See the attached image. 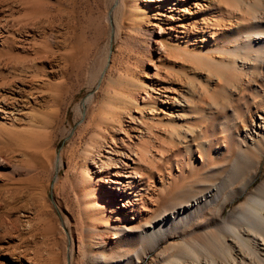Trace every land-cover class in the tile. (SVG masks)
<instances>
[{"label": "rangeland", "instance_id": "obj_1", "mask_svg": "<svg viewBox=\"0 0 264 264\" xmlns=\"http://www.w3.org/2000/svg\"><path fill=\"white\" fill-rule=\"evenodd\" d=\"M121 1L0 0V94L18 99L6 115L0 113V264H166L181 258L182 264H197L187 256L186 245L198 251L204 245L210 248L208 236L221 233L224 220L238 222L253 189L264 181V157L244 193L240 190L249 174L233 177L246 126L236 123L232 142H214V133L225 136L220 129L224 120L218 122L207 134L215 146L202 152L197 129L205 121L183 120L186 113L178 106L194 95L203 99L197 104L205 108L204 102L213 98L203 97L204 88L217 98L224 86L222 65L212 68L202 57L215 44V21L230 26L228 7L218 8L213 0H190L191 15H184L179 0L173 13L162 2L138 0L134 16L127 15L124 25ZM125 2L128 11L134 1ZM108 13L114 16L113 25L106 19ZM173 14L174 30H169ZM154 37L164 42L167 52L156 49ZM123 72L127 87L139 89L140 95L146 96V85L154 88L149 92L158 97L157 112L145 105L151 102L139 101L123 115L125 130L110 135L114 142L107 136L108 146L97 149L104 157L109 156L107 150L113 152L118 161L111 165V178L127 183L126 196L113 188L115 184L100 181L108 223L84 211L80 174L93 132L81 124L83 111L88 112V123L103 114L110 88L107 77ZM92 95L96 98L89 105ZM181 126L188 131L182 129L187 140L184 134L172 137L173 128ZM87 164L92 175L101 170L91 161ZM106 187H112L115 202L108 201ZM206 193L212 197H203ZM197 198L199 204L183 214L181 206ZM173 211L177 217L170 219L166 235L153 243L154 222ZM115 232L120 239L108 246L104 237ZM241 233L246 245L225 235L237 261L232 264H264V241L259 238L255 245L246 227ZM215 258L219 264L226 262L223 256Z\"/></svg>", "mask_w": 264, "mask_h": 264}, {"label": "bare ground", "instance_id": "obj_2", "mask_svg": "<svg viewBox=\"0 0 264 264\" xmlns=\"http://www.w3.org/2000/svg\"><path fill=\"white\" fill-rule=\"evenodd\" d=\"M133 1L134 2L130 5L128 11L125 10V8L128 7L125 0L121 1L122 8H124V13L126 14H124V18L121 21V23L124 25L125 18H127L126 16H134V12L137 9L138 0ZM146 1L149 3L162 2V6H165V8L168 9L171 13L175 11L177 6V4H175V0ZM179 1L183 2L184 15H191L190 10H188L190 0ZM212 2H214L215 5H217L216 7L218 8L221 7L219 6L221 4H225L228 7L226 9V12L227 16L229 17L228 22L230 23V26L227 27V25L223 21H215L214 28H216V31H213V34H215L213 35V37H216L214 43L217 45L214 44V47H209L208 50L210 51H208L207 55L203 56L202 58L210 61L212 68L218 69L220 64L222 65V69H224V77L222 79V81H224V86L222 85L223 87H221V91L219 90L220 92H217L218 99L214 98L216 97L214 96V94L209 95V91L204 88L203 97L208 95L212 96L211 98H213L212 102H206L204 100L205 108H201L200 104H197L198 102H203V99L200 98L197 100L195 99L194 95H191L192 98L189 97L185 101L182 100L184 101L183 104L179 101L178 106L183 108L184 114L186 113V116H182L183 120L186 121V119H189L191 121H194L196 120V118H198V120L205 121L204 123L206 126L204 125L202 128L200 126V128H198V125L196 126L199 129H197V131H199L200 138L202 139V141L197 144V147L202 152L206 149L208 151V148L213 149V147L215 146L213 141H209V139H207L209 136H207V134L208 132H214L216 126L219 124L218 122H222V120H224L222 122L223 124L220 125V129L222 130L221 132L225 134V136L217 137L216 133H214V142H218L220 139H225L226 141L232 142V132L234 128H237V122H241L244 126H246V128H248V131L245 134L244 139L242 140V144L240 145V147H238V157L236 159L235 170L233 172L234 178H237L238 175L242 176V174L240 173L249 174L248 178H246L247 180L245 181L242 190H240V193H244L256 179V170L258 169L262 157H264V0H255V2L251 0H230V5L228 4V0H213ZM198 5L199 4H196L195 2V7L197 9L199 7ZM199 8L204 9V12L206 13L208 11V9H206L202 5ZM218 11L219 10H217V12ZM164 16L165 14H163V17ZM113 17L114 16L112 13H108V15L106 16L109 24L113 25ZM170 17L173 21H171V23L169 24L168 29L174 30L172 27L173 22L175 21L174 14ZM233 20H236V24H233ZM117 25L120 26L118 21ZM221 28H223V32H221ZM159 30L161 33L162 29L159 28ZM154 38L156 49L167 52L168 48L164 44V42L160 39H157L156 37ZM253 39H257V44ZM152 42L153 40H150L148 43L147 49L149 51L152 50ZM258 42L260 43V45L258 44ZM176 51L178 52L179 50ZM212 53L217 54L219 57H209V55H212ZM240 61L241 65H239ZM230 62H233L234 65H232ZM153 67L156 68L155 66ZM107 81L110 88L107 90V101L106 105H104L102 109L103 114L101 116H98L97 118H93L94 123L86 122L88 118V112L86 113L83 111L82 114V118H84L81 124L82 127L89 129L91 132H93V135L90 137L89 144L87 145L84 152L86 165L82 174H80V182L84 186L83 188H81L84 200L86 202L84 204V211L87 213H92L95 219L102 218L109 223L107 211L102 210V208L104 209L105 205H103L101 202L99 190V186L101 185L100 181L101 179H103L105 180V183L108 182V184H115L113 188L118 191L124 192V195L126 196L127 194H125V192L127 190V183L125 184L121 179L113 180L111 178V165L118 161V158H114L113 156H111L113 152L111 150H107L109 156L104 157L101 150L97 151V149L103 146H108V143H106L107 136H110L111 134L113 135V133L121 134L125 130L123 125V115L125 113L127 114V110L133 107H137L139 101L143 100L144 104L145 101H149V103L151 102L152 104L145 105H152L155 108L154 112H157L156 106L158 97L153 96V94L149 92L150 88L154 90V88L150 85L145 86L146 96L140 95L139 89H130L129 87H127V73L125 72L120 73L119 77L109 76L107 77ZM132 85L135 87L139 84L132 82ZM14 94L18 95L20 93L16 91ZM95 96L96 95H92L87 100V103L89 105L94 102L96 98ZM16 99V97L8 98L4 94H0V113L2 115H6L7 112H9L7 111L8 108L11 109L18 105V99ZM219 99H221V102ZM11 100H13L14 102H9ZM163 102L167 103L169 101H167V99H164ZM214 109H217L218 111L216 112V110L214 111ZM224 113L225 115H223ZM168 120L169 124L171 125L172 117H170V119ZM189 120L188 122H191ZM160 121H162V119ZM183 128V126H181L180 129L178 128V130L176 128H173L172 137L176 136V134L177 136H181L180 134H184V139L187 140V133L182 132ZM192 128L193 126H191V129ZM37 134L38 133H36V137ZM256 135L258 136L257 138H255ZM110 137L112 139L111 141L114 142L113 137ZM37 138L40 139L39 137ZM38 145L40 146V143ZM190 147L191 146L189 145L186 146L187 150L191 151ZM142 150L145 151V147H143ZM96 158H98V160ZM87 161H91L92 165L100 168L101 170L94 171V175H92L90 173L91 171L89 169ZM61 163L62 159L60 156L58 164L61 165ZM123 164L124 166H127L126 162H123ZM97 172L100 173V177L98 178L95 176V173L97 174ZM116 174L119 175L118 173ZM107 179H110V181H107ZM110 188L106 187L104 191H106L107 193L108 201L115 202ZM209 193H206L203 197H212V195ZM121 200H124V197H122ZM125 203L127 204L126 200ZM198 204L199 198H197V200L192 204L189 203L185 206H181L182 213H187V209L193 208ZM113 209L114 207L112 206L111 210ZM115 215L117 216V220H119V215ZM176 217V211H173L154 222L152 228L157 232L153 243L158 244L159 241L163 239V237L166 235L167 228L169 227L170 219ZM237 220L238 222H234L232 220H224L221 229L222 232L219 234H211L208 236L210 240L209 244L211 245L210 248H207L204 245L202 249L198 251L194 249V247L186 245V251L187 253H189L187 254V256H190L191 258L193 257V259L197 261V264H219L215 256L220 258L223 256L224 258H226L225 264H232V262L237 263L236 258L231 254L229 248L227 247L228 245L225 241V235H231L246 245L247 241L244 239V235H242L243 232L241 233V229L245 227L249 232L254 234H251L253 236L251 240L257 242V239L261 238L262 241H264V181L258 184L253 189L250 202L244 207V212L241 216L238 217ZM95 227L97 226L95 225ZM144 233L145 232H143L142 235H144ZM104 238H106V242L107 244H109L108 246H112V243H117L120 239L117 232L113 233L111 236H105ZM253 252L257 253L256 255H259V252H256V250H253ZM203 257H206V260H202ZM181 260L182 258L179 260L176 259L167 262L166 264H182Z\"/></svg>", "mask_w": 264, "mask_h": 264}]
</instances>
